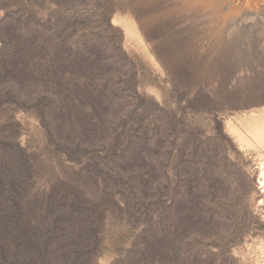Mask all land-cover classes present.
<instances>
[{
	"label": "rangeland",
	"instance_id": "1",
	"mask_svg": "<svg viewBox=\"0 0 264 264\" xmlns=\"http://www.w3.org/2000/svg\"><path fill=\"white\" fill-rule=\"evenodd\" d=\"M0 264H264V0H0Z\"/></svg>",
	"mask_w": 264,
	"mask_h": 264
},
{
	"label": "bare ground",
	"instance_id": "2",
	"mask_svg": "<svg viewBox=\"0 0 264 264\" xmlns=\"http://www.w3.org/2000/svg\"><path fill=\"white\" fill-rule=\"evenodd\" d=\"M236 148V147H235ZM254 172H256V171H254ZM258 176V175H257ZM259 183L261 184V181H259ZM261 186H263V185H261Z\"/></svg>",
	"mask_w": 264,
	"mask_h": 264
}]
</instances>
